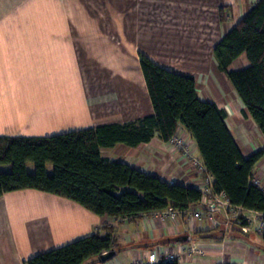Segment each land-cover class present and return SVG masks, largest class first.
<instances>
[{"label":"crops","instance_id":"crops-1","mask_svg":"<svg viewBox=\"0 0 264 264\" xmlns=\"http://www.w3.org/2000/svg\"><path fill=\"white\" fill-rule=\"evenodd\" d=\"M256 1L48 0L47 3L133 6V20L219 22L214 49L222 36ZM137 7L139 11L135 12ZM160 41L155 40L156 51H150L148 56L167 69L195 77L199 96L203 100L214 101L227 112L230 132L245 157L263 149V133L226 73L220 70L215 56L206 58L205 47L196 44L190 55L177 56L171 61L162 54L165 47ZM140 53L134 57L124 52L122 56V69L119 77H116V85L127 100L122 114L111 119L102 107L103 99H98L94 102V105L98 102L94 108L90 104L88 112L76 114L70 124L51 134L127 122L153 114L154 107L140 65ZM234 65L235 62L231 68ZM92 100L88 104L93 103ZM180 130L186 131L183 127ZM186 133L190 137L193 157L203 165L197 143ZM102 154L110 160L126 162L164 180L200 189L202 176L196 172L191 158L186 157L171 141L166 142L159 136L137 146L119 143L103 148ZM253 174L261 180L264 189V156L255 165ZM236 208L248 219L247 232H242L233 222L226 224L224 212L211 213L197 203L180 212L176 219L161 218V211L137 218H115L98 215L75 201L51 193L35 189L12 191L0 197V264H24L34 255L97 231H112L116 247L84 264H147L151 252H157L162 260H168L165 257L172 252L179 257V264H264V214L240 206ZM196 212L201 217H196ZM111 251L115 254L107 259L102 258Z\"/></svg>","mask_w":264,"mask_h":264},{"label":"trees","instance_id":"trees-1","mask_svg":"<svg viewBox=\"0 0 264 264\" xmlns=\"http://www.w3.org/2000/svg\"><path fill=\"white\" fill-rule=\"evenodd\" d=\"M242 54L249 64L232 69ZM214 56L264 135V0H257L222 36ZM140 65L153 114L50 135H0V197L35 189L115 218H137L167 208L186 211L202 201L201 189L164 180L102 154L103 148L119 143L137 146L156 136L168 142L183 127L201 153L202 178L212 176L214 190L224 192L231 205L264 214V189L253 182L254 167L264 156V148L243 155L230 132L227 112L199 96L193 75L167 69L145 53H140ZM29 162L33 171L28 170ZM115 247L112 231H97L34 255L24 264H84ZM159 264H179V260Z\"/></svg>","mask_w":264,"mask_h":264},{"label":"rangeland","instance_id":"rangeland-1","mask_svg":"<svg viewBox=\"0 0 264 264\" xmlns=\"http://www.w3.org/2000/svg\"><path fill=\"white\" fill-rule=\"evenodd\" d=\"M47 1L0 0L2 135L54 133L98 99L116 118L127 106L116 85L122 56L148 55L156 51L155 40L162 41L161 52L171 61L190 55L196 44L205 47L206 58L214 57L219 22L133 20V6ZM248 64L243 54L232 68Z\"/></svg>","mask_w":264,"mask_h":264},{"label":"built area","instance_id":"built-area-1","mask_svg":"<svg viewBox=\"0 0 264 264\" xmlns=\"http://www.w3.org/2000/svg\"><path fill=\"white\" fill-rule=\"evenodd\" d=\"M170 141L179 149H181L186 157L191 158V162L195 166L197 173L201 174L205 170L204 165L199 164L198 160L193 157L190 137L187 135L186 131L179 130V132ZM253 182L261 186V180L255 176L253 177ZM199 185L200 189L204 192V198L197 204H199L203 210L211 213L214 211H222L224 212L227 219L226 224L229 225V223L232 221L241 228L242 232H247L249 230L248 219L240 214L236 206L231 205L224 192L217 193L214 190L212 185V176L207 175L203 177ZM161 213V218L171 217L176 219L178 218L180 211L173 208H167L166 210L161 211ZM194 215L196 217H201L200 213L198 212H196ZM244 221H247V224H245ZM263 228L264 224L262 230ZM165 259L179 260V257L176 254L170 252L166 255ZM161 261V256L158 255L157 252H151L148 256L147 264H159Z\"/></svg>","mask_w":264,"mask_h":264},{"label":"water","instance_id":"water-1","mask_svg":"<svg viewBox=\"0 0 264 264\" xmlns=\"http://www.w3.org/2000/svg\"><path fill=\"white\" fill-rule=\"evenodd\" d=\"M114 254H115V252L114 251H111V252L107 253L106 255L102 256V258L103 259H107V258L111 257Z\"/></svg>","mask_w":264,"mask_h":264}]
</instances>
